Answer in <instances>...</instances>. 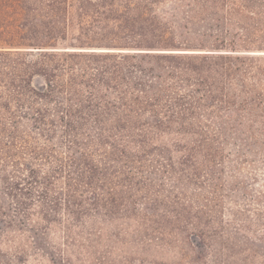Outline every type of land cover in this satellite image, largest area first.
<instances>
[{"label":"trees","instance_id":"obj_1","mask_svg":"<svg viewBox=\"0 0 264 264\" xmlns=\"http://www.w3.org/2000/svg\"><path fill=\"white\" fill-rule=\"evenodd\" d=\"M232 162L264 166V0H0V264H264Z\"/></svg>","mask_w":264,"mask_h":264},{"label":"rangeland","instance_id":"obj_2","mask_svg":"<svg viewBox=\"0 0 264 264\" xmlns=\"http://www.w3.org/2000/svg\"><path fill=\"white\" fill-rule=\"evenodd\" d=\"M231 153L232 160H235L237 155L236 151H232ZM237 170L239 171L238 173ZM226 181V195L228 196L226 206L228 209L248 208L250 211H264V203H254V200L259 197V193H264V166L260 163L240 166V162H232L228 164V169L226 170ZM237 182L242 183L245 190H241L238 187L239 190L236 191L237 186L235 184ZM250 216L254 218L252 214ZM175 257L172 254H163L157 256L156 260L171 263L177 259Z\"/></svg>","mask_w":264,"mask_h":264}]
</instances>
